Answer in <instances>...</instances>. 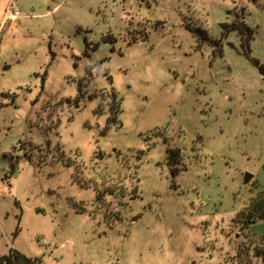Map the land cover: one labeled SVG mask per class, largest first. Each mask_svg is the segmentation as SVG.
I'll return each mask as SVG.
<instances>
[{"label": "rangeland", "instance_id": "374dc122", "mask_svg": "<svg viewBox=\"0 0 264 264\" xmlns=\"http://www.w3.org/2000/svg\"><path fill=\"white\" fill-rule=\"evenodd\" d=\"M262 191L264 0H0V254L264 264Z\"/></svg>", "mask_w": 264, "mask_h": 264}, {"label": "trees", "instance_id": "16d2710c", "mask_svg": "<svg viewBox=\"0 0 264 264\" xmlns=\"http://www.w3.org/2000/svg\"><path fill=\"white\" fill-rule=\"evenodd\" d=\"M221 28L223 30V34L226 35L228 32L234 31L237 33L239 39H240V46L242 48V51L245 55H250V47L249 43L250 40H252L254 36V31L251 27H249L243 18L242 12L241 15L238 16L235 14V18L232 22L227 23L223 22L221 23ZM86 45H88V42H86ZM255 65L262 68V66L259 65L258 61L255 58H251ZM87 70H90L89 67H87ZM81 84L78 85L79 93L78 95H81L80 88ZM118 107L113 108V112L116 114L118 112ZM171 161L176 162V158H174V155L170 156ZM98 198V195H97ZM264 218V192H260L257 196H255L250 204L245 207L244 209L240 210L236 216L234 217V220L236 223L240 224V227L247 230L248 225L255 222L257 219ZM253 247L249 248L248 245H246L245 248L241 249L239 248L238 252H240L242 255H246V258H248V263L250 262L252 257H264V248L261 249H252ZM0 264H44L43 261L40 258L37 257H28L24 255L23 253L19 252L16 249H11L7 254H0ZM245 264V263H240Z\"/></svg>", "mask_w": 264, "mask_h": 264}, {"label": "water", "instance_id": "95a60500", "mask_svg": "<svg viewBox=\"0 0 264 264\" xmlns=\"http://www.w3.org/2000/svg\"><path fill=\"white\" fill-rule=\"evenodd\" d=\"M43 81H44V80H42V84H43ZM251 177H252L251 174H249V173H245V176H244V182H248V181L251 179Z\"/></svg>", "mask_w": 264, "mask_h": 264}, {"label": "built area", "instance_id": "2783aa9c", "mask_svg": "<svg viewBox=\"0 0 264 264\" xmlns=\"http://www.w3.org/2000/svg\"><path fill=\"white\" fill-rule=\"evenodd\" d=\"M12 16H17V11H13V15Z\"/></svg>", "mask_w": 264, "mask_h": 264}]
</instances>
